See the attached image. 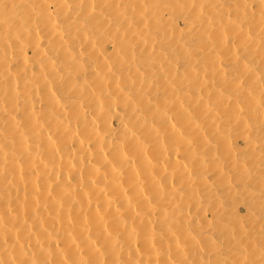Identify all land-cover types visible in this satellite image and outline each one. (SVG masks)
Wrapping results in <instances>:
<instances>
[{
  "label": "bare ground",
  "instance_id": "bare-ground-1",
  "mask_svg": "<svg viewBox=\"0 0 264 264\" xmlns=\"http://www.w3.org/2000/svg\"><path fill=\"white\" fill-rule=\"evenodd\" d=\"M0 264H264V0H0Z\"/></svg>",
  "mask_w": 264,
  "mask_h": 264
}]
</instances>
